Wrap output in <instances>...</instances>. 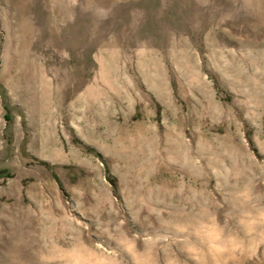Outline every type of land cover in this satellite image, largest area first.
<instances>
[{"label":"rangeland","instance_id":"obj_1","mask_svg":"<svg viewBox=\"0 0 264 264\" xmlns=\"http://www.w3.org/2000/svg\"><path fill=\"white\" fill-rule=\"evenodd\" d=\"M0 264H264V0H0Z\"/></svg>","mask_w":264,"mask_h":264},{"label":"trees","instance_id":"obj_2","mask_svg":"<svg viewBox=\"0 0 264 264\" xmlns=\"http://www.w3.org/2000/svg\"><path fill=\"white\" fill-rule=\"evenodd\" d=\"M7 115H8L7 113L4 114L6 120L8 119V116Z\"/></svg>","mask_w":264,"mask_h":264},{"label":"crops","instance_id":"obj_3","mask_svg":"<svg viewBox=\"0 0 264 264\" xmlns=\"http://www.w3.org/2000/svg\"><path fill=\"white\" fill-rule=\"evenodd\" d=\"M5 113H7V112H5ZM7 114H8V113H7ZM7 116H8V119H9V118H10V117H9V114H8ZM8 119H7V120H8Z\"/></svg>","mask_w":264,"mask_h":264}]
</instances>
